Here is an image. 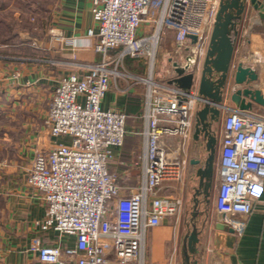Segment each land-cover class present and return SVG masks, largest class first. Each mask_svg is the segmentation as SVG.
I'll return each instance as SVG.
<instances>
[{
    "label": "built area",
    "instance_id": "1",
    "mask_svg": "<svg viewBox=\"0 0 264 264\" xmlns=\"http://www.w3.org/2000/svg\"><path fill=\"white\" fill-rule=\"evenodd\" d=\"M218 4L219 0H91L96 32L89 28L87 35L95 36L92 46L100 58L59 78L43 121L51 136L65 139L38 151L25 177L46 205L40 229L75 240L73 246L34 244L41 262L139 263L146 230L180 211L182 197L166 190L182 179L189 161L185 149L192 139L197 87L153 79L155 50L168 26L174 29L176 44L193 49L199 64ZM149 16L154 19L152 31L138 33ZM261 23L264 26V19ZM188 33L196 35L194 44ZM52 35L56 41L75 44L60 33ZM125 56L145 58L149 74L134 77L145 85L144 148L134 189L120 186L109 170L113 148L124 143L126 114L100 106L115 77L127 74L117 69ZM252 108L227 106L217 140L213 208L237 230L243 221L235 215L246 218L264 194V115Z\"/></svg>",
    "mask_w": 264,
    "mask_h": 264
},
{
    "label": "crops",
    "instance_id": "2",
    "mask_svg": "<svg viewBox=\"0 0 264 264\" xmlns=\"http://www.w3.org/2000/svg\"><path fill=\"white\" fill-rule=\"evenodd\" d=\"M90 7L91 0H11L4 7L0 5V30H13L11 36L0 35V264H45L33 249L36 243L74 245L72 235L40 229L38 222L46 214V205L41 195L26 184L25 176L38 151L48 150L65 139L51 136L43 121L59 78L100 58L92 46L95 36L87 35L89 28L96 32ZM8 10L12 14L11 23L1 16ZM153 20L150 16L143 19L138 33L151 32ZM261 20L256 10L251 7L245 10L234 37L232 63L242 62L256 70L258 79L253 85L264 96V26ZM55 32L72 39L75 44L56 41L52 35ZM173 32V28L164 26L160 34L156 48L159 55L154 58L151 74L157 81L170 80L172 61L180 60L182 51L189 47L176 44L174 48L171 44V40L175 42ZM161 38L164 41L160 45ZM111 52L116 54L118 49ZM202 60L203 57L199 64ZM117 69L127 74L116 76L100 100L102 108L126 114L124 143L113 148L109 170L117 175L120 186L134 189L140 177L145 126L141 118L145 85L134 77L149 75L148 66L145 58L125 56ZM224 104L234 106L228 100ZM255 105L258 104L253 107ZM224 114L223 111L222 116ZM197 144L193 139L187 143L185 153L189 161L183 177L172 182L166 190L183 198L180 211L146 230V264H175L178 224L182 221L181 243L188 214L185 199L190 198L194 172L190 160L199 155ZM215 174L216 165L214 177ZM235 218L243 221L239 230L209 206L205 226L199 235L197 264H264V194L253 203L246 218L241 214Z\"/></svg>",
    "mask_w": 264,
    "mask_h": 264
},
{
    "label": "water",
    "instance_id": "3",
    "mask_svg": "<svg viewBox=\"0 0 264 264\" xmlns=\"http://www.w3.org/2000/svg\"><path fill=\"white\" fill-rule=\"evenodd\" d=\"M248 7L264 19V0H219L202 63H197V56L191 64L182 65L174 60L171 63L173 76L168 82L186 89L196 84L198 94L191 137L199 144V155L190 160L194 172L180 243V264H197L198 261L199 235L209 214L213 187L217 147L215 124L227 107L224 101L240 109H251L253 104L264 105L261 90L253 85L258 79L256 70L242 62L232 63L234 37ZM187 37L191 44L197 41L194 34L188 33Z\"/></svg>",
    "mask_w": 264,
    "mask_h": 264
},
{
    "label": "rangeland",
    "instance_id": "4",
    "mask_svg": "<svg viewBox=\"0 0 264 264\" xmlns=\"http://www.w3.org/2000/svg\"><path fill=\"white\" fill-rule=\"evenodd\" d=\"M16 1H21L22 2L23 0H16ZM9 2H11V0H0V5H2L4 7L5 3H9ZM5 12L6 13H2L1 16L4 19H6L7 22L11 23V21H12L11 11L8 10V11H5ZM34 20H35V18L33 17L32 21L34 22ZM25 26H27V25L25 24ZM9 27H11V25H9ZM7 28H8V26H7ZM31 31L33 32V29ZM1 34H4L6 36H11L13 34V30H11V28H9V29H6L5 28L3 30H0V35ZM173 35H174V32H173ZM170 37H171L170 39H173L172 38V35H170ZM0 38H2V36H0ZM163 41H164V38H161L160 45L163 43ZM171 44H172V46L174 48L175 47L177 48L176 43L174 42V40H171ZM157 50L155 52L154 58H156V57L158 58L159 52L157 53ZM156 62H157V60H156ZM156 66H157V64L155 63V67ZM230 87H231V84H230ZM252 110L254 112L260 114V115H264V106L255 105L252 108ZM222 118H223V116H221V118L219 119V121L215 124V131H216V134H217V139H218V134H219V129H220V125H221ZM217 156H218V146L216 147V152H215V165H216ZM214 178H213V180H215V182H213V187H212V190H211V193H210V202H209L210 208H213V198H214V194H215V191H216V179H214ZM183 203H184V200H183ZM188 204H190V201H189L188 196H187L186 199H185V205H186L185 209H186L187 212H188ZM182 213L184 214V212H182ZM178 227L179 228H178V232H177V235H176L177 236V242H176V246H175V251L173 250L174 251V255H175L174 258L176 260L175 261V264H180V237H181V234H182V221L180 222V224H178ZM145 248H146V245H145ZM146 256H147V249H145V251L143 253L142 260L139 261L140 264H141V261H142L143 264H146V260H147ZM139 263L137 261H134L131 264H139Z\"/></svg>",
    "mask_w": 264,
    "mask_h": 264
},
{
    "label": "flooded vegetation",
    "instance_id": "5",
    "mask_svg": "<svg viewBox=\"0 0 264 264\" xmlns=\"http://www.w3.org/2000/svg\"><path fill=\"white\" fill-rule=\"evenodd\" d=\"M183 54L180 58V60H177L180 64L184 65V64H191L194 61V58L196 57V53L193 49H184ZM198 145V144H197ZM196 148L199 151V145L196 146Z\"/></svg>",
    "mask_w": 264,
    "mask_h": 264
}]
</instances>
